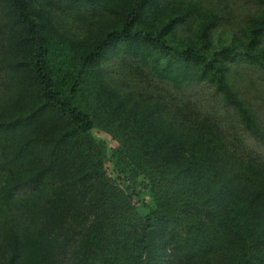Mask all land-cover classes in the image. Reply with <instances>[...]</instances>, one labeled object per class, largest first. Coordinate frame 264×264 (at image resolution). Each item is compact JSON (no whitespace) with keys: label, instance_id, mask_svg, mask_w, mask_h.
Listing matches in <instances>:
<instances>
[{"label":"trees","instance_id":"16d2710c","mask_svg":"<svg viewBox=\"0 0 264 264\" xmlns=\"http://www.w3.org/2000/svg\"><path fill=\"white\" fill-rule=\"evenodd\" d=\"M254 1L225 33L219 0H0V264H264Z\"/></svg>","mask_w":264,"mask_h":264},{"label":"rangeland","instance_id":"374dc122","mask_svg":"<svg viewBox=\"0 0 264 264\" xmlns=\"http://www.w3.org/2000/svg\"><path fill=\"white\" fill-rule=\"evenodd\" d=\"M222 7H226L229 12L230 18L224 23V30L222 32L227 33L231 29H237L242 22L247 13L252 12L256 9V4L254 0H219ZM228 23V24H227ZM117 59L106 64V70L114 80L119 81L120 75L118 72ZM118 68V69H117ZM235 80L238 87L241 90L242 95L251 101L253 105L256 106L259 113L264 116V74L262 70L251 68L248 65H237L234 71ZM155 86H165L162 84H156ZM213 88L210 84L201 83L197 85L192 91L185 94V99L188 97H194L196 104L203 107L204 110L212 111L213 108L221 109L218 104L216 95L213 92ZM246 148L253 151H264V146L256 142L249 135L243 137ZM136 205L139 207L140 211L145 213L149 209L144 206L146 203L149 207L153 206V200L151 198L150 192L145 191L139 199L135 200Z\"/></svg>","mask_w":264,"mask_h":264}]
</instances>
